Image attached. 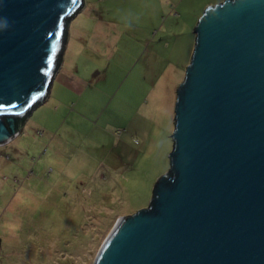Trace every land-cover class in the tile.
Listing matches in <instances>:
<instances>
[{
  "label": "water",
  "instance_id": "1",
  "mask_svg": "<svg viewBox=\"0 0 264 264\" xmlns=\"http://www.w3.org/2000/svg\"><path fill=\"white\" fill-rule=\"evenodd\" d=\"M84 0H0V146L48 96ZM177 90L170 169L93 264H264V0L206 7Z\"/></svg>",
  "mask_w": 264,
  "mask_h": 264
},
{
  "label": "rangeland",
  "instance_id": "2",
  "mask_svg": "<svg viewBox=\"0 0 264 264\" xmlns=\"http://www.w3.org/2000/svg\"><path fill=\"white\" fill-rule=\"evenodd\" d=\"M104 1L106 30L115 19L149 30L150 39L124 38L121 67L108 66L94 82L106 91L95 112L70 115L53 133L29 121L0 146V264H93L118 219L147 207L170 169L194 28L207 6L224 0Z\"/></svg>",
  "mask_w": 264,
  "mask_h": 264
},
{
  "label": "crops",
  "instance_id": "3",
  "mask_svg": "<svg viewBox=\"0 0 264 264\" xmlns=\"http://www.w3.org/2000/svg\"><path fill=\"white\" fill-rule=\"evenodd\" d=\"M104 2L92 0V10H88L90 3L84 1L83 9L73 17L69 24L75 26L72 34L69 33L64 57L53 78L47 99L36 107L33 115L31 113L32 116L23 123L18 136L8 145L24 134L29 121L38 122L53 133L58 124L66 122L70 115L87 116L93 110L95 112V100L105 96L106 91L100 82L98 85L94 82L104 78L108 66H112L114 71L121 67L120 60L127 56L128 47L125 46L124 38L125 41H136L141 45L149 41V30L134 24H124L127 23L124 21L110 19L112 29L106 30V11L101 10ZM37 112L39 115L36 121L33 118Z\"/></svg>",
  "mask_w": 264,
  "mask_h": 264
}]
</instances>
